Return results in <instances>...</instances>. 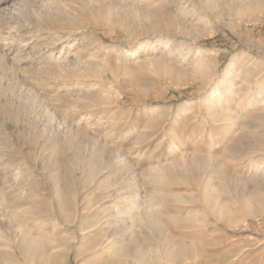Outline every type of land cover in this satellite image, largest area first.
<instances>
[{
	"label": "rangeland",
	"instance_id": "obj_1",
	"mask_svg": "<svg viewBox=\"0 0 264 264\" xmlns=\"http://www.w3.org/2000/svg\"><path fill=\"white\" fill-rule=\"evenodd\" d=\"M0 264H264V0H0Z\"/></svg>",
	"mask_w": 264,
	"mask_h": 264
}]
</instances>
